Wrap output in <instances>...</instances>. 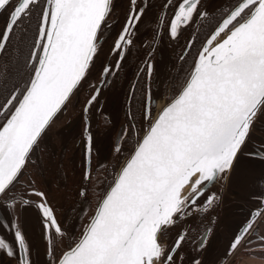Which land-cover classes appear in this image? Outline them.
<instances>
[{"label":"snow or ice","instance_id":"snow-or-ice-1","mask_svg":"<svg viewBox=\"0 0 264 264\" xmlns=\"http://www.w3.org/2000/svg\"><path fill=\"white\" fill-rule=\"evenodd\" d=\"M38 5L39 0H0V10L8 13L0 32V51L20 23L31 20ZM200 5L201 0H176L174 5L168 0L165 7L174 8L169 24L172 38L194 17L209 19ZM111 9L112 0H45L27 60L31 78L0 106L7 112L0 123V197L14 202L9 194L31 152L89 73ZM142 15L143 9L130 12L114 45L118 53L131 44L129 29ZM151 68L149 64V75ZM103 71L109 73L111 68ZM258 112H264V0H239L213 25L175 98L155 118L145 111V134L81 238L58 258L59 264H175L185 233L178 234L171 247L162 242L164 234L196 209L209 184L231 171ZM90 153L89 135L86 154ZM89 178L86 172L85 179ZM32 194L44 197L42 192ZM215 198L212 194L204 202L210 205ZM38 207L46 239L52 241L53 233L63 236L53 209L44 203ZM262 212L257 209L252 214L254 219L235 237L230 251L241 244ZM13 235L23 249L18 264H31L26 237L18 226ZM54 248L52 243L49 254ZM0 250L17 255L2 237Z\"/></svg>","mask_w":264,"mask_h":264},{"label":"flooded vegetation","instance_id":"flooded-vegetation-1","mask_svg":"<svg viewBox=\"0 0 264 264\" xmlns=\"http://www.w3.org/2000/svg\"><path fill=\"white\" fill-rule=\"evenodd\" d=\"M171 2L174 5L176 0ZM238 2L201 0L200 11H206L209 19L194 17L172 38L169 24L174 8L165 7L168 0H135V4L132 0H113L91 71L31 152L23 174L9 194L14 202L7 197L0 201L6 207L20 205L30 209L33 217H39H35L34 222L41 225L43 231L44 218L38 205L44 203L53 209L64 232L63 236L52 234L54 264L69 245L81 238L120 167L134 152L148 127L145 111H150L154 118L162 104L175 98L190 76L213 25ZM44 4L45 0H39L31 20L20 23L5 49L0 51V106L5 105L14 89L23 90L31 78L32 66L27 60L38 14ZM140 9L143 15L135 27L129 29L131 44L124 45V51L118 53L114 48L118 35L130 12ZM7 16V12L0 13V32L4 30ZM149 64L152 65L150 75ZM105 67H110L111 71L104 73ZM97 92L96 99L88 105ZM6 116L7 112L0 111V123ZM89 135L90 156L86 154ZM247 148L259 150L264 156V117H259L253 126ZM86 172L89 179H85ZM230 189L238 192L236 186ZM33 192H42L44 197L33 195ZM84 192L86 195H82ZM243 194L247 196L244 191ZM229 208L224 206L217 222L207 212L187 229L183 222H177L164 234L163 238L171 241V247L178 234L185 233L174 257L175 264L220 263L225 248L221 220ZM11 225L15 227L10 219L0 220V232H8ZM206 235L207 240L202 243ZM39 256L35 252L34 264L48 263V260H39ZM0 264H18V258L0 250Z\"/></svg>","mask_w":264,"mask_h":264},{"label":"water","instance_id":"water-1","mask_svg":"<svg viewBox=\"0 0 264 264\" xmlns=\"http://www.w3.org/2000/svg\"><path fill=\"white\" fill-rule=\"evenodd\" d=\"M112 6H113V0H112ZM1 12L2 10H0V13ZM99 47H100V42L98 40V50ZM95 59L96 56L94 57V61ZM93 64L90 67V71L92 69ZM81 83L78 85L77 89L74 90L69 101L75 95ZM69 101H67L66 104L61 108V110L56 113L53 120L50 122L49 126L46 128L42 136L46 133V131L51 126V124L58 118V116L61 114V112L69 103ZM166 103L162 104L158 108L154 118L160 113V111L166 105ZM259 117H264V112L257 113L255 121L250 129V134L246 141V144L243 147L241 153L238 154L237 161L235 162L231 171H229L226 175H222L215 182L209 184L208 190L205 192L204 196L201 197L200 200L198 201L196 209H193L189 215L184 217V219L177 221V222H183L184 228L187 229L191 224H193V222L196 220L197 217H200L201 215L210 212V216H213L214 221L217 222L221 218V214L223 212L224 206L230 207L229 208L230 210L228 209L226 213H224V216L221 221L224 223L223 235L225 236V239L227 238V236H230L232 240L230 241L229 247L222 250V256L219 259L220 260L219 264H226L229 261V259L232 257V255L236 252V250L239 248V246L243 243L247 235L249 234V233L245 234L241 241V244L235 250L230 251V245L232 241L235 239L237 235L240 234L241 230L244 229L246 223L254 219L252 214L256 212L257 209H264V203H262V200H264V156L261 154L259 150H252L247 148V142L249 141V138L251 136L253 126L255 125ZM262 151L264 153V150ZM129 158L125 160L123 165L120 167L118 173L120 172L121 168L125 165V163ZM231 186L232 187L236 186L238 192L234 193L233 191H231L230 189ZM243 191L247 194V196L243 194ZM228 193H231V197H230L231 201L230 199H228L229 198ZM212 194H215L216 198L212 201L210 205L206 204L204 202L205 197L210 196ZM1 198L2 197H0V201ZM97 210L98 208L96 209V211ZM96 211L94 215L96 214ZM32 214L33 212L26 207L20 205H17L15 207L13 206L6 207L3 206L0 202V220L10 219L15 223V227L11 225L7 229L9 230L8 232H0V237L5 238L7 242H10L13 245L15 251L18 252V255H16L15 257L18 258L20 255L23 254V249L19 247L13 235L16 226H18L19 230H21L26 237V242L29 247V252L27 255L31 264H34L35 252H37L39 256V251L41 248L42 249L40 251L39 260L40 258L45 259L48 260L47 264H54L53 253L49 254L51 241L46 239L45 232L41 229V225L34 222V220L39 217L35 216L36 217L35 218L33 217ZM237 214L242 215L243 219L237 221L236 219ZM262 214L263 212L261 213V215ZM94 215L92 216V218L94 217ZM260 216L255 218V222L253 223L252 229L255 226V223L257 222ZM92 218L90 219L89 223L91 222ZM28 222L32 223L33 226L30 227V224ZM206 240H207V235L204 236L203 243H205ZM162 242L167 246H169L171 243L169 239H165V238L162 239ZM209 260L211 261L212 257H210ZM57 264H59V261Z\"/></svg>","mask_w":264,"mask_h":264},{"label":"crops","instance_id":"crops-1","mask_svg":"<svg viewBox=\"0 0 264 264\" xmlns=\"http://www.w3.org/2000/svg\"><path fill=\"white\" fill-rule=\"evenodd\" d=\"M239 214L237 221L243 219ZM226 264H264V212Z\"/></svg>","mask_w":264,"mask_h":264},{"label":"rangeland","instance_id":"rangeland-1","mask_svg":"<svg viewBox=\"0 0 264 264\" xmlns=\"http://www.w3.org/2000/svg\"><path fill=\"white\" fill-rule=\"evenodd\" d=\"M228 195H229V196H228V197H229L228 199H230V201H231V198H230V197H231V193H228ZM232 228H233V227H232ZM229 239H230V236H227V238H226L225 241L223 242V243H224L223 246H224L225 248H228V247H229V244H230ZM225 248H224V249H225Z\"/></svg>","mask_w":264,"mask_h":264}]
</instances>
